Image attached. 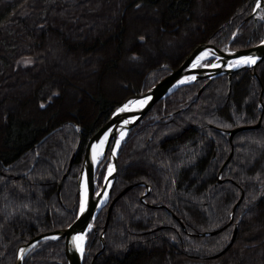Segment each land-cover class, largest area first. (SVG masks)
<instances>
[{"label":"trees","instance_id":"16d2710c","mask_svg":"<svg viewBox=\"0 0 264 264\" xmlns=\"http://www.w3.org/2000/svg\"><path fill=\"white\" fill-rule=\"evenodd\" d=\"M255 1L0 0V264H15L20 246L76 218L84 150L114 108L199 44L245 49L262 39L264 20L254 26L251 15ZM24 58L31 62L20 64ZM53 61L82 66L72 73L74 66ZM255 71L233 73L230 86L226 75L217 76L199 95L204 80H198L152 105V117L118 149L108 204L137 184L116 199L105 228L108 204L97 214L82 264H264V146L248 143L264 138V59ZM259 117L257 128L231 141L221 131ZM168 124L175 127L162 134ZM246 147L256 154L251 163L240 150ZM184 149L188 164L177 168ZM146 152L149 164L131 158ZM105 166L103 159L98 184ZM235 225L230 247L210 257ZM64 248L65 239L40 241L22 264H66Z\"/></svg>","mask_w":264,"mask_h":264},{"label":"water","instance_id":"95a60500","mask_svg":"<svg viewBox=\"0 0 264 264\" xmlns=\"http://www.w3.org/2000/svg\"><path fill=\"white\" fill-rule=\"evenodd\" d=\"M258 8L264 12V0H256V4L254 6V10L252 14H255ZM262 18H264V16H262ZM256 19L257 18L254 17V21H256ZM228 45H229V42L224 47H216V46H213L207 43H202V44L197 45L195 48H193L190 51L188 55H186V57L182 60V62L178 65V67L169 71L164 77L156 81L153 85H151L145 91L129 97L123 103H121L116 108H114V110H116L119 108H124L125 105H128L130 109V114L123 121L114 122L111 119L112 113L114 112L113 110L111 114L109 115L107 121L104 123V125L92 136V138L88 142L84 150L82 162H81L80 169L77 174V180H76L77 187H78L77 191L80 196L79 208H78V213H77L76 218L64 228L42 232L34 236L27 243L20 246L16 252L15 264H22V260L24 256L26 255V253L30 249H32L38 242L47 240V239H65L64 251H65L66 264H82L83 256L81 259L77 260L76 252H75L77 245L79 244L80 241H74L73 237L82 236L84 238V241H86V236L89 230L93 229L95 231V228L93 226V221L97 213L102 209L104 205L108 203L110 199L111 190H112V187L116 179L117 151H118V148L122 140L124 139L127 132L129 131V129H131L134 125H136L142 119L144 114L148 111V109L155 102L166 97L171 92H173L174 90H176L177 88L181 86L193 83L197 80L206 79L204 84L198 89L196 93L197 95H199L201 91L204 89V87L216 76H219L222 74L227 75L228 86H230V80H231L232 74L239 70L252 69V74L256 75L255 67L257 64H259L264 59V37L258 43L248 48H245V49H229ZM201 52L207 54V56H205L204 58L212 59V61L210 63H207L206 65H203V66L199 65V67L197 68L188 69L187 65L189 63L195 62L196 57ZM241 57L254 58L255 62L237 64L236 62L240 61ZM198 64H200V62ZM228 64L233 65V68L231 69L222 68L223 66H226ZM129 101H146V103H144L143 106L141 107V106H138L137 104H129ZM260 120H261V117H259L258 121L255 124L239 125L231 129H228L227 133L229 135V140L231 141L233 135L239 131L251 130V129L257 128L260 125ZM125 121H128V123H125ZM103 137H106L107 139L106 150L103 154L104 157L107 154L106 151L110 147L109 153L107 155L108 166H107L106 175L109 171L111 180H110L108 191H107L106 201L101 206H98V196L97 195L101 188L99 190L95 189L94 176H95L96 170L94 169V166H93V146L94 145L96 146L97 143L100 141V139H102ZM112 154H114L113 158H111ZM73 156L74 154H72L65 172L63 173V175L61 176L58 182V185H57L58 195L61 190L63 181L70 170ZM230 156H231V151L225 163L228 161ZM83 176L85 177L84 193L81 189V181H82ZM136 184L137 183L126 186L118 194V196L113 198L112 201L109 203L107 207V218H106L104 228L107 225L108 217H109L112 205L114 204L116 199L120 195L124 194L128 189L135 186ZM138 184H144V183L139 182ZM146 187L148 189V186ZM145 194L146 193L142 194L141 200H143V197L145 196ZM82 200L84 203L83 211H81ZM218 231L219 230L216 229V230L201 232L199 234L200 235H212V234L217 233ZM236 231H237V227L235 225L233 227L232 234H231V237L228 243L220 251H218L217 253L213 254L210 257H217L221 255L223 252H225L232 244L235 238V235H236ZM101 239H102V234H101ZM20 249H25V251L22 254V256L19 258L18 251ZM98 253L99 252H97V254Z\"/></svg>","mask_w":264,"mask_h":264},{"label":"rangeland","instance_id":"374dc122","mask_svg":"<svg viewBox=\"0 0 264 264\" xmlns=\"http://www.w3.org/2000/svg\"><path fill=\"white\" fill-rule=\"evenodd\" d=\"M110 1H111V0H110ZM263 35H264V34H263ZM168 48H170V49H169L170 52H174V51H176V49H177L175 43H174V45L168 44ZM146 49L149 50L148 48H146ZM158 51L164 54V51H163V48H162V47H159ZM208 60H209V59L204 58L203 60L200 61V65H201V66L206 65V64L208 63ZM30 62H31V59H30V58H24V59H21V60L19 61L20 64H28V63H30ZM51 65H52V66L62 65V66H67L68 68L74 66L75 69H73L72 71H71V68L68 69V71H70V72H72V73L75 72V70H81V68H80L79 66H82V65H74V63H72V62H69V64H68V63H63V64H62V63H60V62H54V61L51 62ZM198 65H199V64H198ZM139 67H140V63H138V66H134L133 69L136 70V69H138ZM129 69H130V68H128V70H129ZM130 70H131V69H130ZM18 89H20V93L23 92V91H26V88H25L24 85H19ZM68 92H69V93H72V92H74V91H73V89H70ZM249 96H252V91H251V90L249 91ZM151 107H152V106H151ZM151 107H150V108H151ZM150 108L148 109V111L150 110ZM148 111H147V112H148ZM146 114H148V113H145V114H144V116L142 117V119L140 120V122H141L142 120H144V118H146ZM138 123H139V122H138ZM134 126H135V125H134ZM134 126H133V127H134ZM167 126L169 127V129H167V131L163 132L162 134L170 133V132L173 130V128L175 127L174 124H168ZM133 127H132V128H133ZM132 128H131V129H132ZM131 129H129V131H130ZM129 131H128V132H129ZM125 137H126V136H125ZM139 139H140V138H139ZM248 143H249V144H255V143H256V147H257V148H261L262 146H264V138H262L261 140H257V139H254V138L250 137ZM240 150H241V152L244 153V154H245V153H246V154H250L251 159H250L249 163H251V161L256 157V154L252 153L247 147L244 148V149H240ZM108 151H109V150H108ZM184 155H186V150H185V149L180 151V157H179L178 162H177V164H176V167H177V168H178V167H182V166L188 164V161L185 159ZM131 158L134 159L135 161H138V160L142 159V161H144L146 164H149V163H150V157H149V155L147 154V152H146V155H144V156H143V155H139V156H134V155H132ZM148 158H149V159H148ZM105 159H106L105 172H104V175H103V178H102V181L100 182V184L97 183V179H96V171H95L94 179H95L96 190H99V189L102 187V184H103V181H104V178H105V175H106L107 166H108V158L106 157ZM97 168H98V167H97ZM42 169H44V167H41V170H42ZM96 170H97V169H96ZM35 172L37 173L38 170L35 171ZM14 206L18 209V211H20V209L23 208V205H22V204H16V205H14ZM104 207H105V206H104ZM104 207H103V208H104ZM101 210H102V209H101ZM101 210H100V211H101ZM203 210L205 211V213H206L208 216H210V217H214V214H213V211H212V210L208 209L207 207H203ZM100 211H99V212H100ZM99 212H98V213H99ZM98 213H97V214H98ZM86 238H87V237H86Z\"/></svg>","mask_w":264,"mask_h":264},{"label":"bare ground","instance_id":"6f19581e","mask_svg":"<svg viewBox=\"0 0 264 264\" xmlns=\"http://www.w3.org/2000/svg\"><path fill=\"white\" fill-rule=\"evenodd\" d=\"M203 52L199 53L198 56H201ZM205 56H207L206 53H204ZM197 56V57H198ZM204 56V57H205ZM197 57H196V61H195V67H193V63H189L187 66H188V69H194V68H197L199 67L198 63L200 61L197 62ZM230 64L226 65V66H223L222 68L223 69H231L233 68V66H229ZM119 109H124V108H119ZM130 114V109L129 107H127L126 109H124L123 111H118V109L114 110V112L112 113V121L114 122H121L123 121L128 115ZM103 142V143H101ZM106 144H107V139L106 137H103L102 139H100V141L97 143L96 145V160L93 161V166H94V169L96 170V168L98 167L99 163L103 160V154L106 150ZM110 148V147H109ZM108 148V150H109ZM107 150V151H108ZM106 151V152H107ZM114 157V154H112L111 158ZM80 169V168H79ZM79 172V171H78ZM110 180H111V176H110V172L108 171L107 175L105 176L104 178V181H103V184H102V187L98 193V206H101L105 201H106V198H107V191H108V187H109V183H110ZM84 188H85V177L83 176L82 178V181H81V189L84 193ZM105 206V205H104ZM103 206V207H104ZM102 207V208H103ZM87 241V240H86ZM86 241H84V238L82 241L79 242V245L80 247L76 248V259L79 260L82 258V256L84 255V244L86 243ZM25 249H20L18 251V257L20 258L22 256V254L24 253Z\"/></svg>","mask_w":264,"mask_h":264},{"label":"snow or ice","instance_id":"6c2138e0","mask_svg":"<svg viewBox=\"0 0 264 264\" xmlns=\"http://www.w3.org/2000/svg\"><path fill=\"white\" fill-rule=\"evenodd\" d=\"M204 56H205L204 53H202L201 56H198L197 57V62L200 61L201 59H203ZM254 62H255L254 58L241 57L240 61H238L236 63L238 64V63H254ZM229 66L231 67L233 65L230 64ZM193 67H195V62L193 64ZM144 103H146V101H129V104H137L138 106H141V107L143 106ZM127 107H128V105H125L124 109H126ZM124 109H118V111H123ZM125 123H128V121H125ZM105 135H107V134H105ZM101 143H103V142H101ZM117 143H119V142H117ZM95 160H96V146L94 145L93 146V161H95ZM83 210H84V203H83V200H82V202H81V211H83ZM73 240L74 241H82L83 237L82 236L73 237ZM77 247L79 248L80 245L78 244Z\"/></svg>","mask_w":264,"mask_h":264},{"label":"flooded vegetation","instance_id":"af4514ba","mask_svg":"<svg viewBox=\"0 0 264 264\" xmlns=\"http://www.w3.org/2000/svg\"><path fill=\"white\" fill-rule=\"evenodd\" d=\"M177 67H178V66H177ZM173 69H174V68H173ZM171 70H172V69H171ZM261 106H262V105H261V103H260V107H261ZM148 112H149V111H148ZM148 112H146V113H148ZM147 115H148V114H146V117H147ZM150 117H152V116H148L147 118H150ZM147 118H146V119H147ZM144 119H145V118H144ZM139 122H140V121H139ZM138 124H139V123H137L135 126H137ZM135 126H134V127H135ZM229 129H230V128H229ZM227 130H228L227 128H226V129H221V131H223L224 133L227 134V138H228V140H229V135H228V133H227ZM233 136H234V135H233ZM232 138H233V137H232ZM231 140H232V139H231ZM229 141H230V140H229ZM226 163H227V162H226ZM226 163L223 164L222 167L225 166ZM222 167H221V168H222ZM221 171H222V170H221ZM219 173H221L220 170H219ZM221 174H222V173H221ZM221 174H220V175H221ZM220 175H219V177H220ZM219 180H223V181H224L225 178L223 179V177H222V178H219ZM146 191H147V193H148L149 188H148V189L146 188Z\"/></svg>","mask_w":264,"mask_h":264}]
</instances>
